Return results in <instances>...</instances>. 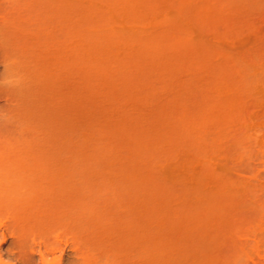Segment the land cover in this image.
Segmentation results:
<instances>
[{"label":"rangeland","instance_id":"374dc122","mask_svg":"<svg viewBox=\"0 0 264 264\" xmlns=\"http://www.w3.org/2000/svg\"><path fill=\"white\" fill-rule=\"evenodd\" d=\"M0 264H264V0H0Z\"/></svg>","mask_w":264,"mask_h":264},{"label":"bare ground","instance_id":"6f19581e","mask_svg":"<svg viewBox=\"0 0 264 264\" xmlns=\"http://www.w3.org/2000/svg\"><path fill=\"white\" fill-rule=\"evenodd\" d=\"M21 241V240H20Z\"/></svg>","mask_w":264,"mask_h":264}]
</instances>
